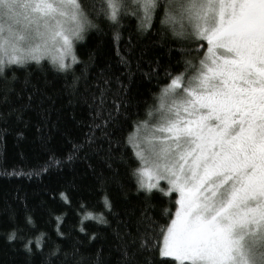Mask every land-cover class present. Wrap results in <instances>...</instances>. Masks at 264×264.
Here are the masks:
<instances>
[{
	"label": "snow or ice",
	"instance_id": "obj_1",
	"mask_svg": "<svg viewBox=\"0 0 264 264\" xmlns=\"http://www.w3.org/2000/svg\"><path fill=\"white\" fill-rule=\"evenodd\" d=\"M160 7L165 29L194 40L206 52L198 66L185 61L184 73H166L169 83L154 96L159 103L146 110L155 123L131 121L118 142L132 150L130 159L138 163L131 170L137 192H159L175 206L174 214L165 210L169 223L158 228V235L142 237L140 247L151 244L179 264H264V0H100L91 14L81 0H0V77L6 67L40 63L45 56L68 72L79 62L75 42L98 29L91 17L110 22L119 40L126 16H137L145 31L154 26ZM185 21L191 29L187 33ZM189 70L192 74L186 75ZM8 102L6 91L3 103ZM102 106L101 99V123L90 126L88 144L95 140L92 129L114 119L111 112L104 119ZM13 111L20 119L23 108ZM79 148L73 145L74 152ZM52 161L60 163L55 157ZM102 203L112 211L106 194ZM90 219L108 222L102 213L86 211L81 223ZM18 232L13 230L9 241H24L31 254L32 241ZM44 236L37 238V246H44ZM135 245V238L124 244L123 264H131L127 249Z\"/></svg>",
	"mask_w": 264,
	"mask_h": 264
},
{
	"label": "trees",
	"instance_id": "obj_2",
	"mask_svg": "<svg viewBox=\"0 0 264 264\" xmlns=\"http://www.w3.org/2000/svg\"><path fill=\"white\" fill-rule=\"evenodd\" d=\"M81 3L91 14L100 0ZM163 14L158 8L154 26L145 31L129 14L121 21L119 40L110 22L91 17L98 29L87 30L75 42L79 62L68 72L59 71L49 58L5 68L0 77V264H123L124 244L133 238L136 245L127 249L131 264H179L151 244L140 247L142 237L158 235V228L169 223L165 210L174 214L175 206L159 192H137L131 170L138 163L130 159L132 150L118 143L131 121L148 119L146 110L157 105L154 96L169 83L166 73H184L185 61L198 66L204 56L206 47L201 50L194 40L174 36L160 24ZM6 91L9 102L3 103ZM101 99L104 119L109 112L114 119L92 129L95 140L88 144L90 126L101 123ZM21 108L17 119L13 109ZM105 194L111 212L103 207ZM86 211L102 213L108 222L81 223ZM17 229L32 241L31 254L24 241H9ZM42 233L44 246L39 247Z\"/></svg>",
	"mask_w": 264,
	"mask_h": 264
},
{
	"label": "rangeland",
	"instance_id": "obj_3",
	"mask_svg": "<svg viewBox=\"0 0 264 264\" xmlns=\"http://www.w3.org/2000/svg\"><path fill=\"white\" fill-rule=\"evenodd\" d=\"M176 28H178L179 30H181V26H180V23H179V22H177V24H176ZM183 31H185V32H190V31H191L190 26L187 24L186 21L184 22V28H183ZM205 42H206V41H205ZM205 52H206V50H205ZM44 58H49V59L51 60L50 56H45ZM68 61H69V63L71 62L70 59H69ZM198 65H199V64H198ZM158 103H159V101H157V104H158ZM146 120H148V122H149V127H151V125L155 123V120H154V119H150L149 117H148V119H146ZM161 183H164V182H161ZM168 258H170V257H168ZM171 259H174V258H171ZM178 263H179V262H178Z\"/></svg>",
	"mask_w": 264,
	"mask_h": 264
}]
</instances>
